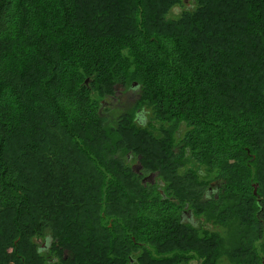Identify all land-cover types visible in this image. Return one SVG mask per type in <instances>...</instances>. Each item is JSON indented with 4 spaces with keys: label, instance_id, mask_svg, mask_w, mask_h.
Masks as SVG:
<instances>
[{
    "label": "trees",
    "instance_id": "trees-1",
    "mask_svg": "<svg viewBox=\"0 0 264 264\" xmlns=\"http://www.w3.org/2000/svg\"><path fill=\"white\" fill-rule=\"evenodd\" d=\"M191 2L0 0V264H264V0Z\"/></svg>",
    "mask_w": 264,
    "mask_h": 264
},
{
    "label": "rangeland",
    "instance_id": "rangeland-1",
    "mask_svg": "<svg viewBox=\"0 0 264 264\" xmlns=\"http://www.w3.org/2000/svg\"><path fill=\"white\" fill-rule=\"evenodd\" d=\"M184 2L189 7L192 3L191 0H184ZM183 8H184V6H182V5L177 6L176 8H174L172 10L169 17L178 16L181 13ZM138 92H139L138 88H135V87L129 88V90L126 92L123 91L121 87H118L117 97L102 100V103H104L106 108L110 107V108H117L118 110H126V109H129L130 106H132V104H135V101L137 100V97H138ZM106 108H104V109H106ZM151 116H152V114H151L150 110L146 109V111L139 112V117L137 120L139 123L147 124L151 120ZM150 125H153V124L151 123ZM156 126H158V125H156ZM130 165L132 167H135L139 171V168H138L139 164L137 163L136 159L131 160ZM150 176H152V178H153L152 174H148V175L146 174V176L144 178H149ZM214 187H215V182L213 184H211V186H209V189L214 191ZM187 217H188V219H191L190 221L194 222L195 224H198V225L203 224L202 221L197 218V216H196V218L194 217V215L191 211H186V219H187ZM207 226L210 227L209 224ZM215 228L220 229L222 231V233H224V234H228L234 238L237 237V235H236V232H237L236 229L237 228H235V226H233V225H227L225 228L224 227L218 228L216 226ZM237 234H238V232H237ZM39 242L43 243L42 241H39ZM192 264H198V262L193 261ZM222 264H224V263H222Z\"/></svg>",
    "mask_w": 264,
    "mask_h": 264
},
{
    "label": "water",
    "instance_id": "water-1",
    "mask_svg": "<svg viewBox=\"0 0 264 264\" xmlns=\"http://www.w3.org/2000/svg\"><path fill=\"white\" fill-rule=\"evenodd\" d=\"M136 85H137V83H134L133 84V87H136ZM103 105H104V103H103ZM133 168V170L136 172V173H138L139 171L135 168V167H132ZM139 168V167H138ZM153 175V178H152V176H150L149 178H144L143 179V184H147V183H154L155 182V175L154 174H152ZM152 178V179H151ZM256 190H257V187H255V190H254V193L256 194Z\"/></svg>",
    "mask_w": 264,
    "mask_h": 264
},
{
    "label": "flooded vegetation",
    "instance_id": "flooded-vegetation-1",
    "mask_svg": "<svg viewBox=\"0 0 264 264\" xmlns=\"http://www.w3.org/2000/svg\"><path fill=\"white\" fill-rule=\"evenodd\" d=\"M139 169H140V166H139ZM213 184V183H212ZM216 185H217V183H215V187H214V191H212L211 189H210V193L211 194H214L216 191H217V187H216ZM184 219V221H190L191 219H188V217H187V219H186V214H185V217L183 218Z\"/></svg>",
    "mask_w": 264,
    "mask_h": 264
}]
</instances>
